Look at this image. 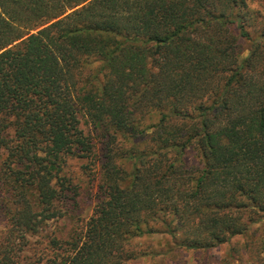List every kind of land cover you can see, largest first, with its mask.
Wrapping results in <instances>:
<instances>
[{
    "label": "trees",
    "instance_id": "1",
    "mask_svg": "<svg viewBox=\"0 0 264 264\" xmlns=\"http://www.w3.org/2000/svg\"><path fill=\"white\" fill-rule=\"evenodd\" d=\"M0 151V264H128L143 235L196 251L264 225V0H0ZM67 157L93 162L97 202L36 258Z\"/></svg>",
    "mask_w": 264,
    "mask_h": 264
},
{
    "label": "rangeland",
    "instance_id": "2",
    "mask_svg": "<svg viewBox=\"0 0 264 264\" xmlns=\"http://www.w3.org/2000/svg\"><path fill=\"white\" fill-rule=\"evenodd\" d=\"M247 46V42L240 41V47L243 49L241 58L247 55ZM80 127L85 133H92L85 117H80ZM3 158L4 152L0 151V168ZM93 172V162L90 159L66 158L63 173L71 180L72 185V196L66 205L68 216L50 220L40 233L28 237L29 243L26 248L29 247V251H36V258L39 252L46 253L49 250L50 237L54 235L64 237L68 231L82 227L91 215L97 202V186L93 181ZM5 197L6 192L0 186V234L5 224L3 216ZM263 239V222L253 224L248 233L231 237L228 242L208 250L173 249L169 235H143L135 239L134 249H141L146 253L129 261L128 264H220L223 259H226L228 264H238L239 259L243 264H253Z\"/></svg>",
    "mask_w": 264,
    "mask_h": 264
}]
</instances>
